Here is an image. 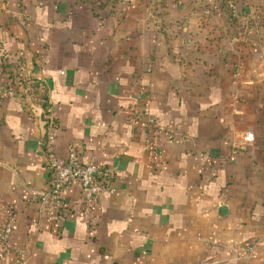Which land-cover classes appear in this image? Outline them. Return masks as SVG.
<instances>
[{
	"label": "crops",
	"instance_id": "crops-1",
	"mask_svg": "<svg viewBox=\"0 0 264 264\" xmlns=\"http://www.w3.org/2000/svg\"><path fill=\"white\" fill-rule=\"evenodd\" d=\"M18 1L0 18V195L25 264H264V0ZM18 68L49 88L61 159L102 167L93 241L77 184L63 225L41 213L45 117L7 92ZM141 80L162 167L128 122Z\"/></svg>",
	"mask_w": 264,
	"mask_h": 264
},
{
	"label": "built area",
	"instance_id": "built-area-1",
	"mask_svg": "<svg viewBox=\"0 0 264 264\" xmlns=\"http://www.w3.org/2000/svg\"><path fill=\"white\" fill-rule=\"evenodd\" d=\"M228 8L232 19L237 18V11L231 1ZM247 24V23H246ZM247 26V25H246ZM245 26V27H246ZM20 83L22 94L30 107L43 109L47 137L44 143V154L49 169V186L47 190L36 192L41 213L53 225L60 226L66 221V214L61 209V194L70 185L77 184L82 198V217L87 224L88 240L96 237L98 221L95 210L99 207L100 198L106 189L107 183L100 180L103 174L102 167L96 163L83 164L75 150H70L65 160L57 154L54 145L56 111L49 100V88L44 80L34 79L26 75L21 68L6 74V87L9 94H16L15 85ZM129 124L136 130L146 128L149 139L147 147L152 163L156 167L164 165L161 137L170 134L164 130L152 113L148 100L147 84L139 82V90L135 103L129 113ZM108 181V180H107ZM16 207L7 202L0 195V261L7 260L14 264H25L26 258L22 248L12 240L16 224Z\"/></svg>",
	"mask_w": 264,
	"mask_h": 264
},
{
	"label": "rangeland",
	"instance_id": "rangeland-1",
	"mask_svg": "<svg viewBox=\"0 0 264 264\" xmlns=\"http://www.w3.org/2000/svg\"><path fill=\"white\" fill-rule=\"evenodd\" d=\"M28 1V0H27ZM31 0H29L30 2ZM35 1V0H33ZM82 4L90 6V8H95V0H77ZM19 3L18 0H0V18L3 16L2 13L5 12L4 8H7L8 5H13ZM1 44V43H0Z\"/></svg>",
	"mask_w": 264,
	"mask_h": 264
},
{
	"label": "trees",
	"instance_id": "trees-1",
	"mask_svg": "<svg viewBox=\"0 0 264 264\" xmlns=\"http://www.w3.org/2000/svg\"><path fill=\"white\" fill-rule=\"evenodd\" d=\"M12 84H13V86H14V84H16L15 87H14L16 94H19V93L22 92L20 83H16L15 80L12 79Z\"/></svg>",
	"mask_w": 264,
	"mask_h": 264
}]
</instances>
